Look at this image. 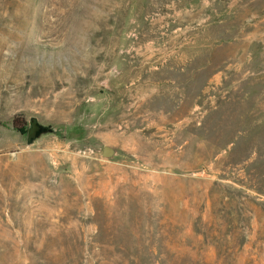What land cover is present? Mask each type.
<instances>
[{
	"label": "rangeland",
	"instance_id": "rangeland-1",
	"mask_svg": "<svg viewBox=\"0 0 264 264\" xmlns=\"http://www.w3.org/2000/svg\"><path fill=\"white\" fill-rule=\"evenodd\" d=\"M0 264H264V0H0Z\"/></svg>",
	"mask_w": 264,
	"mask_h": 264
},
{
	"label": "water",
	"instance_id": "water-1",
	"mask_svg": "<svg viewBox=\"0 0 264 264\" xmlns=\"http://www.w3.org/2000/svg\"><path fill=\"white\" fill-rule=\"evenodd\" d=\"M54 130L50 125H43L37 122L35 119L30 121V127L27 132L26 144L31 145L37 139L41 138L44 135L53 133ZM111 150L107 147L103 148V155L110 156Z\"/></svg>",
	"mask_w": 264,
	"mask_h": 264
},
{
	"label": "trees",
	"instance_id": "trees-1",
	"mask_svg": "<svg viewBox=\"0 0 264 264\" xmlns=\"http://www.w3.org/2000/svg\"><path fill=\"white\" fill-rule=\"evenodd\" d=\"M16 123H17V119L14 118V119L12 120V127H13L14 129H17L18 131H21L22 127L17 128ZM21 133H22V132H21ZM22 134H23V133H22Z\"/></svg>",
	"mask_w": 264,
	"mask_h": 264
},
{
	"label": "flooded vegetation",
	"instance_id": "flooded-vegetation-1",
	"mask_svg": "<svg viewBox=\"0 0 264 264\" xmlns=\"http://www.w3.org/2000/svg\"><path fill=\"white\" fill-rule=\"evenodd\" d=\"M30 127V126H29ZM29 129V128H28Z\"/></svg>",
	"mask_w": 264,
	"mask_h": 264
}]
</instances>
